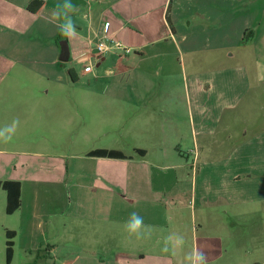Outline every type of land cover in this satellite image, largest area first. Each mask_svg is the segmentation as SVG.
I'll list each match as a JSON object with an SVG mask.
<instances>
[{
    "label": "crops",
    "instance_id": "crops-1",
    "mask_svg": "<svg viewBox=\"0 0 264 264\" xmlns=\"http://www.w3.org/2000/svg\"><path fill=\"white\" fill-rule=\"evenodd\" d=\"M32 1L0 0V128L19 120L12 139L0 142V181L20 184L11 215L0 190V229L5 238L13 233L10 264L19 255L17 264H184L193 247L208 264H264L256 225L264 219V132L254 131L261 118L242 121L237 140L231 131L234 112L251 92L248 102L256 103L264 86V0H236L233 13L228 0L192 3L207 43L202 49L195 39L183 55L188 62L170 12L181 0H72L71 39L51 19L62 0H37L36 12ZM101 23L129 54L96 57ZM235 40L242 51L249 41L250 56L213 67L207 52ZM102 62L104 77L95 72ZM176 69L183 96L169 81ZM103 93L107 99H98ZM103 106L112 114L105 130L113 142L82 152L84 139L102 130ZM95 150L124 158L88 156ZM132 212L153 226L150 239L124 230ZM245 218L253 224L247 244L239 225ZM171 233L185 243L165 253Z\"/></svg>",
    "mask_w": 264,
    "mask_h": 264
},
{
    "label": "rangeland",
    "instance_id": "rangeland-1",
    "mask_svg": "<svg viewBox=\"0 0 264 264\" xmlns=\"http://www.w3.org/2000/svg\"><path fill=\"white\" fill-rule=\"evenodd\" d=\"M208 1H210V0H181L180 1V4H181L180 9L175 8L174 11L170 10V12L173 15V23H174V27L176 29V33H175L176 35L174 36V39L176 42H178L181 45L180 48L182 50V56L185 55V53L189 52L190 50H194L196 48V46L201 47L202 49H205V44L207 42H206V37L205 36L202 37L201 32H200L201 27H199V26L201 24H198L200 19L194 14L193 10L190 7H191L192 3H193V5H196V4L206 5V4H208ZM219 1L221 2L222 0H219ZM228 2L230 3L229 12H231V13H233L234 11L237 12V10H234V8H231V4L233 2L237 3V1L236 0L235 1L234 0H228ZM173 6L175 7V3ZM255 29H256V27H255ZM255 29H254V31H255ZM183 38H186L184 42H182ZM195 39H197V42L195 43L196 46L194 45ZM209 39H210V36H209ZM247 40H249V38ZM238 42L239 41L235 40V41H230V42L225 43L226 45H228V48L225 50L220 49V50L213 51V52H211V51L207 52L208 55L209 54L213 55L211 65L213 67L214 66L217 67V66L221 65L222 63H224L225 66H227V65L232 66L234 64H238L241 61L240 56H245L246 58L248 56H250L249 41L243 42L244 47H247V48H244L243 51H242V49L240 50L239 48H237ZM186 56H185V58L183 56V58L185 59V62H188V58H186ZM199 56L205 57V54L204 53L199 54ZM183 58H181V60H183ZM208 65H210V64H208ZM188 67H189V64L187 66V69H188ZM106 69H107V64L102 62L100 67L95 69V72L97 74H99L100 76L104 77V75H105L104 71ZM177 71H178V69H176V72L175 71L173 72L172 78H170L169 81L172 84L174 83L175 87H177V85H181L180 90L178 88V92L180 91V93H182V96H183V94H184L183 88L185 89V87L183 85V80H182L181 76H178ZM188 74L189 73L186 71L187 77H188ZM80 81L87 83L88 78L81 76ZM156 81L160 83V82H162V78L160 77L159 79H156ZM188 86H189V81H188ZM258 93H259V95L256 94V96H255V99H256L255 102L256 103L248 102L250 95H252V92H251V94L247 97V99L241 104L240 108L238 107L237 110L234 112L235 116H237L239 118L238 122H233V124H231V131H232V133H234L233 137L235 136L236 140L238 139L237 137H240V135L242 133L241 132L242 121H245L247 123V125L253 124V122H250V120L248 119V117L250 115L259 116V118H261L260 122H258L256 124L254 123L255 124L254 128H256V129H254V131L264 132V86L262 87V89L258 90ZM107 97L108 96L103 93L102 95H100L98 97V99H107ZM99 121L102 125L101 132L97 133L93 137H88V138L84 139V142L82 144H80V149H79L80 151L87 152L89 150L104 149V148H108L111 146V144L113 142V139L111 136H113V135L110 134V132H106V130H105V129L109 128V124L112 121V114L109 111V107L103 106V109H101V112H100ZM223 125H224V123H223ZM246 130L250 131V128H247ZM220 139H222V138H220ZM234 139L235 138H233L232 141H230V143L235 142L236 140H234ZM228 145L229 144H225V146H228ZM0 193H2V192H0ZM231 208L233 210H241L240 207H231ZM249 221L252 222V219L249 220L248 218H245V220H242L239 223V225L242 226V227H240L242 229L241 234H243V240L242 241H244V243L246 242L245 244H247V242L249 241L248 236L251 234L249 231V228H250V226L253 225ZM12 223L15 224V222H13L12 218H11V220H10V218H7V225L9 224L10 226H12ZM256 225L261 226L263 229V232H264V219L257 220ZM5 240H6V238L4 235V231L2 229H0V264H5ZM21 258H22V256L19 255L16 258L15 263L16 264L21 263V261H22Z\"/></svg>",
    "mask_w": 264,
    "mask_h": 264
},
{
    "label": "clouds",
    "instance_id": "clouds-1",
    "mask_svg": "<svg viewBox=\"0 0 264 264\" xmlns=\"http://www.w3.org/2000/svg\"><path fill=\"white\" fill-rule=\"evenodd\" d=\"M76 11V5L72 0H62L55 5L51 12V19L56 23L60 34L68 39L73 38L77 33L76 24L73 21L72 14ZM19 120H13L11 125L0 128V142L7 143L12 139ZM124 230L129 236H134L137 240L150 239L153 234V226L145 225L143 217L137 212L129 214V218L123 224ZM183 235L177 233L169 234L164 240L162 251L168 253L184 246ZM184 264H208L207 256L204 251L198 247H193L184 255Z\"/></svg>",
    "mask_w": 264,
    "mask_h": 264
},
{
    "label": "trees",
    "instance_id": "trees-1",
    "mask_svg": "<svg viewBox=\"0 0 264 264\" xmlns=\"http://www.w3.org/2000/svg\"><path fill=\"white\" fill-rule=\"evenodd\" d=\"M41 6V2L37 0H33L28 9L31 12H36ZM141 152V151H138ZM88 156L94 157H102V158H111V159H123V155L108 150H95L88 153ZM0 190L4 191L6 194V214H13L20 206V184L17 182L11 181H0ZM13 233L6 232V241H5V262L6 264H10L12 259V242Z\"/></svg>",
    "mask_w": 264,
    "mask_h": 264
},
{
    "label": "built area",
    "instance_id": "built-area-1",
    "mask_svg": "<svg viewBox=\"0 0 264 264\" xmlns=\"http://www.w3.org/2000/svg\"><path fill=\"white\" fill-rule=\"evenodd\" d=\"M106 33L107 23H101L96 31L97 37H99L95 45L96 57L98 59L104 58L113 51H121L124 54H129L131 52L129 48L122 46L121 43L108 39Z\"/></svg>",
    "mask_w": 264,
    "mask_h": 264
},
{
    "label": "water",
    "instance_id": "water-1",
    "mask_svg": "<svg viewBox=\"0 0 264 264\" xmlns=\"http://www.w3.org/2000/svg\"><path fill=\"white\" fill-rule=\"evenodd\" d=\"M60 47H61L60 60L61 61H67L68 60V48H67V44L62 43V44H60Z\"/></svg>",
    "mask_w": 264,
    "mask_h": 264
}]
</instances>
